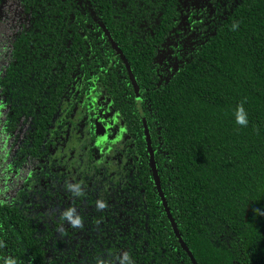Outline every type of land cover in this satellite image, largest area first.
Masks as SVG:
<instances>
[{
    "label": "trees",
    "instance_id": "16d2710c",
    "mask_svg": "<svg viewBox=\"0 0 264 264\" xmlns=\"http://www.w3.org/2000/svg\"><path fill=\"white\" fill-rule=\"evenodd\" d=\"M17 2L2 130L25 126L11 165L35 169L0 204V264H192L179 241L264 264V0Z\"/></svg>",
    "mask_w": 264,
    "mask_h": 264
},
{
    "label": "rangeland",
    "instance_id": "374dc122",
    "mask_svg": "<svg viewBox=\"0 0 264 264\" xmlns=\"http://www.w3.org/2000/svg\"><path fill=\"white\" fill-rule=\"evenodd\" d=\"M26 26V16L17 0H4L0 4V76L10 59L13 37ZM168 55L164 59L168 61ZM6 108L0 98V204H7L18 186L31 170L33 162L26 160L18 169H11L9 161L24 126L18 124L15 131L6 134L2 130ZM96 134L103 136V129L96 126Z\"/></svg>",
    "mask_w": 264,
    "mask_h": 264
},
{
    "label": "clouds",
    "instance_id": "9594fccd",
    "mask_svg": "<svg viewBox=\"0 0 264 264\" xmlns=\"http://www.w3.org/2000/svg\"><path fill=\"white\" fill-rule=\"evenodd\" d=\"M239 24L238 22H234L231 26V30L235 31L238 28ZM246 99L238 104L235 108L234 112V118L235 122L237 125H239L242 128H245L248 126V114L244 108V103H246ZM70 190H74L77 195L81 194L79 191L78 186L74 185H68ZM96 206L98 210H103L107 207L106 203L102 201H97ZM258 214L264 215V212H260L259 209L255 210ZM62 218L67 220L70 225L74 228H82L83 227V222L82 218L78 215L75 214V209L74 208H69L68 210L64 211L62 213ZM3 246V245H0ZM118 264H134V261L131 259V256L129 252L125 251L121 253L117 258ZM4 264H16V261L12 258H5L4 259ZM96 264H112L111 261H106L101 258H97Z\"/></svg>",
    "mask_w": 264,
    "mask_h": 264
},
{
    "label": "flooded vegetation",
    "instance_id": "af4514ba",
    "mask_svg": "<svg viewBox=\"0 0 264 264\" xmlns=\"http://www.w3.org/2000/svg\"><path fill=\"white\" fill-rule=\"evenodd\" d=\"M17 35V34H16ZM15 35V36H16ZM14 36V37H15ZM13 37V38H14ZM10 60V59H9ZM7 65V64H6ZM6 67V66H5ZM4 70V69H3ZM2 73H3V71H2ZM2 75V74H1ZM1 77V76H0ZM17 127V126H16ZM24 128H25V126H24ZM23 131H24V129L22 130V132H21V134H20V137H19V139L17 140V143H16V145H15V147H14V150H13V152H12V154H11V157H10V161H9V167L11 168V169H18L26 160H30V161H32L33 162V165H32V167H31V170L27 173V175L24 177V179L22 180V182L20 183V185L18 186V188H17V190L15 191V193H14V195H13V197L16 195V193H17V191H18V189L20 188V186H21V184L26 180V178H28L29 177V175L31 174V172L32 171H34V169H35V162L33 161V160H31V159H29V158H25L24 159V161L18 166V167H13L12 165H11V159H12V156H13V154H14V152H15V150H16V148L18 147V144H19V141H20V139H21V136H22V133H23ZM14 132V131H13ZM12 132V133H13ZM11 134V133H10ZM12 197V198H13ZM11 198V199H12ZM10 199V200H11ZM10 200H9V202H10ZM8 202V203H9ZM7 203V204H8Z\"/></svg>",
    "mask_w": 264,
    "mask_h": 264
},
{
    "label": "water",
    "instance_id": "95a60500",
    "mask_svg": "<svg viewBox=\"0 0 264 264\" xmlns=\"http://www.w3.org/2000/svg\"><path fill=\"white\" fill-rule=\"evenodd\" d=\"M150 166L152 167V163H150ZM152 176H153V181H154V183H155V187H156V189H157V191H158V195L160 196V198H161V202H162V205L164 206V202H163V199H162L161 194H160V192H159L158 183H157V178H156V176H155L154 171H153V175H152ZM170 224H171V227H172L173 232L175 233V236L177 237V234H176V232H175L174 226H173V224H172L171 221H170ZM179 243H180L181 248L186 252L187 256L189 257V259H190V261H191V263L194 264L193 261H192V259H191L190 254H189V253L187 252V250L183 247V244H182L180 241H179Z\"/></svg>",
    "mask_w": 264,
    "mask_h": 264
}]
</instances>
